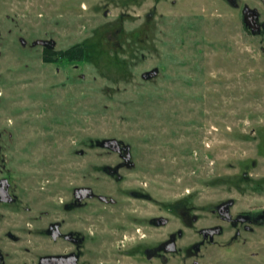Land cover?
Masks as SVG:
<instances>
[{
  "label": "rangeland",
  "instance_id": "rangeland-1",
  "mask_svg": "<svg viewBox=\"0 0 264 264\" xmlns=\"http://www.w3.org/2000/svg\"><path fill=\"white\" fill-rule=\"evenodd\" d=\"M5 86L0 87V175L25 195L72 196L78 186L121 197L149 194L150 215L178 228L171 264H192L198 229L221 223L200 264H264V220L252 231L214 213L264 216V42L224 0H0ZM22 38L25 39L24 44ZM58 51L44 62V46ZM84 43L82 61L69 48ZM156 72V73H154ZM130 145L134 169L122 182L105 170ZM64 191V192H63ZM188 210L199 221L190 227Z\"/></svg>",
  "mask_w": 264,
  "mask_h": 264
},
{
  "label": "flooded vegetation",
  "instance_id": "flooded-vegetation-1",
  "mask_svg": "<svg viewBox=\"0 0 264 264\" xmlns=\"http://www.w3.org/2000/svg\"><path fill=\"white\" fill-rule=\"evenodd\" d=\"M224 1L239 10L243 28L264 42V0ZM42 45L44 62H53V54L47 52L52 49ZM4 50L5 24L0 19V87L5 86ZM100 147L117 154L120 161L114 167L106 165L105 170L122 182L121 170L136 167L132 148L122 141L119 150ZM76 188L72 196L58 191L55 195H25L12 183L11 175H0V264H171L170 256L182 250L178 241L185 231L181 227L168 237L161 232L151 238V228L164 229L170 220L163 214L150 215L147 192L130 191V196L120 199L144 203L125 205L94 190L77 194ZM234 205L229 201L213 210L218 219L236 229L234 237L241 235L242 228L252 231L264 220L256 210L233 213ZM183 220L190 227L199 217L188 210ZM225 231L221 223L199 228L202 238L187 245L186 260L192 258L195 264L202 248L215 243Z\"/></svg>",
  "mask_w": 264,
  "mask_h": 264
},
{
  "label": "water",
  "instance_id": "water-1",
  "mask_svg": "<svg viewBox=\"0 0 264 264\" xmlns=\"http://www.w3.org/2000/svg\"><path fill=\"white\" fill-rule=\"evenodd\" d=\"M22 41H23V43L26 42L24 38H22ZM38 43L46 45V44H49V41L48 40H39ZM154 73H156V72H154ZM99 144L103 147H107V148H110L113 150H119V148L121 147V141H119L116 138L104 139V140L100 141ZM128 147H130V146L128 145ZM5 181H8V179H5ZM90 191H93V188L87 187V186L76 188L77 194H82V195L92 194V193H90ZM102 197L107 198V196H105V195H103ZM195 264H200V263L197 261V262H195Z\"/></svg>",
  "mask_w": 264,
  "mask_h": 264
},
{
  "label": "trees",
  "instance_id": "trees-1",
  "mask_svg": "<svg viewBox=\"0 0 264 264\" xmlns=\"http://www.w3.org/2000/svg\"><path fill=\"white\" fill-rule=\"evenodd\" d=\"M47 52H51V54H53V61L55 60L56 56L59 54L58 51H54V50H47ZM66 54H68V57L70 59H76L79 61H82L86 58L87 55V50H86V46L84 45V43H80L78 45H75L71 48H69L68 50L65 51ZM48 61H50L48 59Z\"/></svg>",
  "mask_w": 264,
  "mask_h": 264
}]
</instances>
